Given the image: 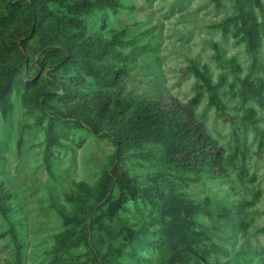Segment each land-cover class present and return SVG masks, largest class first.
<instances>
[{
    "label": "rangeland",
    "instance_id": "374dc122",
    "mask_svg": "<svg viewBox=\"0 0 264 264\" xmlns=\"http://www.w3.org/2000/svg\"><path fill=\"white\" fill-rule=\"evenodd\" d=\"M121 3L116 11L94 10L81 18L89 30L103 35L124 30L126 43L119 49L127 56L128 75L114 82L87 78L83 90L111 92L117 86L135 98L160 93L184 103L197 97L195 115L224 148L227 172L218 178L203 174L194 179L197 175L167 165L161 148L152 144L145 147V157L129 155L118 170L136 177L141 186L151 184L150 175L160 173L166 192L196 202L211 200L209 211L196 212L185 228L201 264H264V141L259 143L264 138V9L252 6L261 39L251 54L237 27L223 25L236 14L234 0ZM28 73L39 75L32 66ZM242 81L252 89H245ZM45 83L49 89L57 88ZM29 91L22 82L14 86L8 111L0 112V193L5 194L0 204L9 206L6 215L0 211V264L13 259L11 224L22 244L21 264H49L52 259L100 264L83 243L58 254L52 248L63 229L61 212L75 208L65 193L78 181L90 185L97 181L110 167L113 143L86 127L60 125V144L52 147L47 166V117L36 123L40 112L27 99ZM48 103L59 104L54 98ZM249 109L253 115L247 118ZM112 192L94 213L110 231H93L92 244L110 264H161L167 249L149 244L160 234L155 223L141 234L118 231L158 217L157 208L117 188ZM215 205L241 206L247 228L219 218L212 212Z\"/></svg>",
    "mask_w": 264,
    "mask_h": 264
},
{
    "label": "trees",
    "instance_id": "16d2710c",
    "mask_svg": "<svg viewBox=\"0 0 264 264\" xmlns=\"http://www.w3.org/2000/svg\"><path fill=\"white\" fill-rule=\"evenodd\" d=\"M234 6L236 14L223 25H235L248 51L255 54L261 31L252 6L263 11L264 0H234ZM119 7L121 0H0V112L8 111L14 86L22 82L30 89L27 99L40 112L36 123L47 117L44 140L47 166L52 147L60 144V125L86 127L113 143L110 167L97 181L93 185L78 181L73 190L65 193L75 208L69 213L61 212L63 229L55 237L54 254L83 243L100 264H110L92 244L91 236L97 229L110 231L94 213L101 210L117 188L131 197L143 198L159 212L158 217L137 228L122 226L119 232L141 234L155 223L160 234L149 244L167 249L161 264H201L185 228L192 224L196 212L209 211L211 200L196 202L166 192L160 173L150 175L151 184L141 186L136 177L118 170L125 157L143 158L145 147L152 144L161 148L167 165L197 175L194 179L203 174L210 178L224 176L225 150L197 119L193 107L198 98L187 103L160 93L135 98L122 94L117 86L111 92L95 90L88 94L83 90L87 78L114 82L128 75L127 56L119 49L126 43L124 30H110L103 35L89 30L81 18L94 10L116 11ZM31 66L39 75L28 73ZM45 81L57 88H47ZM242 83L245 89H252L245 81ZM52 98L59 104L50 105L48 99ZM252 115L253 110L249 109L247 118ZM263 141L261 137L259 143ZM3 197L5 194L0 193V200ZM0 211L6 215L9 206L0 204ZM212 212L243 229L248 226L241 206L215 205ZM9 234L13 245L11 264H21L22 244L12 224ZM49 264L66 263L52 259Z\"/></svg>",
    "mask_w": 264,
    "mask_h": 264
}]
</instances>
